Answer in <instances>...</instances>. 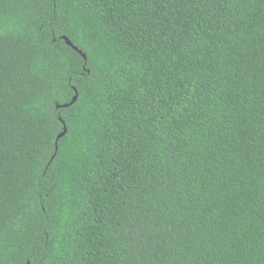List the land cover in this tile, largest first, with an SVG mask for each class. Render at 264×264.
I'll return each instance as SVG.
<instances>
[{
    "label": "trees",
    "instance_id": "trees-1",
    "mask_svg": "<svg viewBox=\"0 0 264 264\" xmlns=\"http://www.w3.org/2000/svg\"><path fill=\"white\" fill-rule=\"evenodd\" d=\"M0 264H264V0H0Z\"/></svg>",
    "mask_w": 264,
    "mask_h": 264
},
{
    "label": "water",
    "instance_id": "water-1",
    "mask_svg": "<svg viewBox=\"0 0 264 264\" xmlns=\"http://www.w3.org/2000/svg\"><path fill=\"white\" fill-rule=\"evenodd\" d=\"M62 39L65 40L66 44H67L69 47L73 48L75 51H77L79 54H81L82 57H83L84 59H86V56H85V55H84V54H83V53H82V52H81L76 46H74V45L72 44V42H71L68 38H66V37H62ZM76 100H77V92H76V95H75V97L73 98V100L71 101L70 104H65V105H62L61 107H62V108H66V107L72 105ZM65 133H66V127L64 126V130H63V132L57 137V141H58L61 137H63V136L65 135ZM56 143H57V142H56ZM56 150H57V145H56Z\"/></svg>",
    "mask_w": 264,
    "mask_h": 264
}]
</instances>
